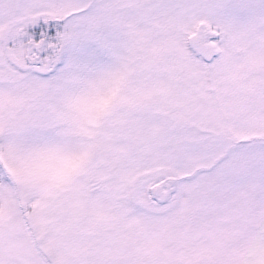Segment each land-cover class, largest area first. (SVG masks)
I'll list each match as a JSON object with an SVG mask.
<instances>
[{"label":"snow or ice","instance_id":"obj_1","mask_svg":"<svg viewBox=\"0 0 264 264\" xmlns=\"http://www.w3.org/2000/svg\"><path fill=\"white\" fill-rule=\"evenodd\" d=\"M0 264H264V0H0Z\"/></svg>","mask_w":264,"mask_h":264}]
</instances>
